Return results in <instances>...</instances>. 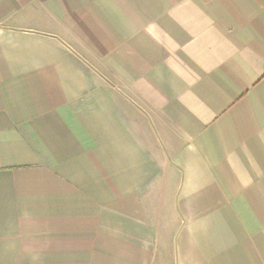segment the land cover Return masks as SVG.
Here are the masks:
<instances>
[{"label":"crops","instance_id":"0c3cea01","mask_svg":"<svg viewBox=\"0 0 264 264\" xmlns=\"http://www.w3.org/2000/svg\"><path fill=\"white\" fill-rule=\"evenodd\" d=\"M0 264H264V0H0Z\"/></svg>","mask_w":264,"mask_h":264}]
</instances>
